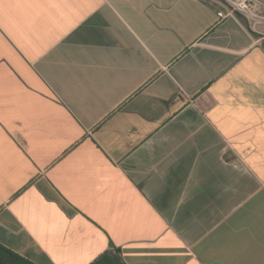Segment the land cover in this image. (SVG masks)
Here are the masks:
<instances>
[{"label": "crops", "instance_id": "1", "mask_svg": "<svg viewBox=\"0 0 264 264\" xmlns=\"http://www.w3.org/2000/svg\"><path fill=\"white\" fill-rule=\"evenodd\" d=\"M227 11L0 0V244L264 264V39Z\"/></svg>", "mask_w": 264, "mask_h": 264}, {"label": "built area", "instance_id": "2", "mask_svg": "<svg viewBox=\"0 0 264 264\" xmlns=\"http://www.w3.org/2000/svg\"><path fill=\"white\" fill-rule=\"evenodd\" d=\"M227 13L218 12L221 17L238 13L243 16L252 32L264 39V0H224Z\"/></svg>", "mask_w": 264, "mask_h": 264}, {"label": "trees", "instance_id": "3", "mask_svg": "<svg viewBox=\"0 0 264 264\" xmlns=\"http://www.w3.org/2000/svg\"><path fill=\"white\" fill-rule=\"evenodd\" d=\"M0 264H35L17 254L8 247L0 244ZM90 264H126L116 251H107Z\"/></svg>", "mask_w": 264, "mask_h": 264}]
</instances>
